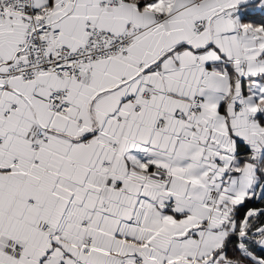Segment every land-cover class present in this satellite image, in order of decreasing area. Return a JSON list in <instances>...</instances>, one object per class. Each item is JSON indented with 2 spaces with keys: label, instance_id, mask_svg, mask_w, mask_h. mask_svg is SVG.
Segmentation results:
<instances>
[{
  "label": "snow or ice",
  "instance_id": "1",
  "mask_svg": "<svg viewBox=\"0 0 264 264\" xmlns=\"http://www.w3.org/2000/svg\"><path fill=\"white\" fill-rule=\"evenodd\" d=\"M0 264H264V0H0Z\"/></svg>",
  "mask_w": 264,
  "mask_h": 264
}]
</instances>
